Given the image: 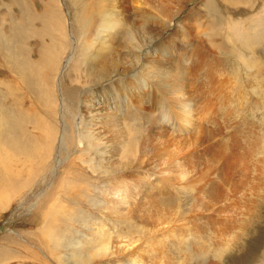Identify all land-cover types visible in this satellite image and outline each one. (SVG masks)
<instances>
[{
    "label": "rangeland",
    "instance_id": "1",
    "mask_svg": "<svg viewBox=\"0 0 264 264\" xmlns=\"http://www.w3.org/2000/svg\"><path fill=\"white\" fill-rule=\"evenodd\" d=\"M0 105V264H264V0H0Z\"/></svg>",
    "mask_w": 264,
    "mask_h": 264
},
{
    "label": "bare ground",
    "instance_id": "2",
    "mask_svg": "<svg viewBox=\"0 0 264 264\" xmlns=\"http://www.w3.org/2000/svg\"><path fill=\"white\" fill-rule=\"evenodd\" d=\"M110 18H112V17H110ZM115 20H116V18H115ZM107 21H109L108 19H107ZM111 23V22H110ZM63 25V24H62ZM52 26V25H51ZM16 27V26H15ZM53 29V28H52ZM51 29V30H52ZM62 29V28H61ZM53 31V30H52ZM135 32H133V34H134ZM132 34V33H131ZM134 36V35H133ZM67 39V38H66ZM132 39V38H131ZM138 39V38H137ZM150 39V40H149ZM148 40H147V42L144 44V45H142V46H139V50H142L143 48H147V46H149V44L151 43V42H153L154 41V37H150ZM150 41V42H149ZM141 42H142V40L140 41V43L139 44H141ZM140 47H143V48H140ZM57 48V47H56ZM61 49V48H60ZM58 51H60V50H58ZM10 53H11V55H12V58L15 60V53L14 52H12V51H10ZM50 53V52H49ZM60 53V52H59ZM62 53V52H61ZM57 55V54H56ZM58 56V55H57ZM22 56H20V58H21ZM45 55H44V57L42 58V61H44L45 62ZM59 57V56H58ZM48 58V57H47ZM56 58V57H55ZM145 65L146 66H150V68L153 66V63H152V61H150L149 62V58H147L146 56H145ZM41 61V62H42ZM47 61H49V60H47L46 59V62ZM51 65L53 66V61H55V59H51ZM61 61H62V59H61ZM71 61H72V59L70 60L69 59V63H71ZM15 62V61H14ZM58 62H59V60H58ZM44 64V63H43ZM48 64V63H47ZM17 65V64H16ZM45 68H47L48 69V67L44 64L43 65ZM49 66V65H48ZM50 67V66H49ZM51 68V67H50ZM147 69V68H146ZM49 70V69H48ZM31 71H33V69L31 68ZM147 71H150V73L151 72H154V71H152V70H150V69H147ZM146 70H145V72H147ZM145 72H144V74H145ZM148 73V72H147ZM145 74L144 76H145V78H146V80H148L156 89H158L160 92H162L163 93V96L167 99V101L169 102V106H170V110H172L171 112L173 113V112H175L176 113V115H179L180 114V112H176L177 110H178V108L176 107L177 106V104L179 103V101H180V99H181V96H176L174 99H168L167 98V95L170 93V89H168L169 91L168 92H164V89H162V88H160V86H157L158 85V81L157 82H154V81H156L157 80V78H155V76L153 77L152 76V78H150V76H149V74ZM158 73V72H157ZM156 73V70H155V72H154V74H157ZM160 77V76H159ZM209 77V76H208ZM160 79V78H159ZM211 79V78H210ZM160 81V80H159ZM165 84V83H164ZM168 84V83H167ZM167 84H165V85H167ZM162 87V86H161ZM166 87H168V86H166ZM166 89V88H165ZM167 91V90H166ZM173 92H175V89H173V91H172V93ZM119 97V96H118ZM117 99V98H116ZM113 100V99H112ZM116 102H117V100H116ZM168 102H166L167 104H168ZM4 108L0 105V113L2 112V119H0V134L1 135H3V134H5L4 135V137L5 136H7L8 134H9V132H10V134H11V138H12V140L13 141H15V140H17V137H16V134L15 133H17L16 131H15V125H16V123H19V122H17L16 121V119H15V117L12 115H6L5 114V109L3 110ZM7 112V111H6ZM104 112V111H103ZM100 114V113H99ZM103 115V114H102ZM177 117H179V116H177ZM165 122H168V121H165ZM165 122H163L162 123V126L163 127H165L166 129H168L169 131H178V132H181V130H180V128L179 127H177V126H170V127H168L167 128V123H165ZM189 121H187V120H185L183 117H181L180 118V123H182V124H187ZM44 125H46V124H44ZM45 127V126H44ZM115 127H116V125H115ZM45 129H46V127H45ZM44 129V130H45ZM49 129L47 128V130H45L46 132H45V136H42V139L43 138H45V139H48V134H47V131H48ZM13 132V133H12ZM20 132V131H19ZM170 133V132H169ZM18 134V133H17ZM43 134H44V131H43ZM126 135H127V133H126ZM18 136V135H17ZM132 136V135H131ZM18 137H20V135L18 136ZM134 138V137H133ZM131 139H132V137H131ZM17 142V141H16ZM15 142V143H16ZM16 147V146H15ZM23 147H25V146H23ZM17 148V147H16ZM22 148V147H21ZM21 148H18L19 150L21 149ZM20 152H22V151H20ZM215 153V152H214ZM219 155V157H218V159L219 160H221V161H223L222 163H224V167H223V171L222 172H225L227 175L229 174V171H230V168H229V163H228V161L226 160V158H225V156L224 155H220V154H218ZM216 157V156H215ZM226 165H228L226 168H225V166ZM159 171V170H158ZM163 171H165V170H163ZM121 173V172H120ZM157 173V172H156ZM125 174V172L124 173H122L121 174V176H123ZM162 175H164L162 178H161V180L162 181H165V180H170V182L172 181V179H175V176L174 175H172L171 173H167L166 171L165 172H162ZM160 178V177H159ZM139 180V179H138ZM117 181V180H116ZM118 181H119V179H118ZM117 181V182H118ZM173 181H175V180H173ZM142 187H147V188H142ZM139 188H141V189H139ZM154 189V184L150 181V180H148V179H145V180H143L142 182H137V180L136 179H134L133 181H131V180H129L128 178H123V179H121L118 183H115L113 186H112V188H111V190L108 192V194H107V197H108V204H109V209H110V211L111 212H117V210H116V208H117V205H119L118 206V213L117 214H121V215H123V217L125 216V217H129L132 213H134V212H137V211H140V206H138V208L136 207V209H134V205H137V204H140L141 205V202H142V198L144 197V196H146V195H149L150 194V190L151 189ZM159 188V187H158ZM157 190V189H156ZM160 192V191H159ZM165 192V191H164ZM162 193V192H161ZM161 196V195H160ZM147 198H150V196H147ZM152 199V198H151ZM152 201H156L155 199H152ZM161 202V201H160ZM148 203V202H147ZM107 208V207H106ZM134 211V212H133ZM132 216V215H131ZM135 217H138V215H134ZM129 219V218H128ZM129 221H130V219H129ZM143 221V220H142ZM151 221H154V219H152ZM151 221H150V223H151ZM153 223H156V222H153ZM158 224V223H157ZM148 225H150V224H148ZM159 225V224H158ZM152 226V225H151ZM160 226V225H159ZM199 226V225H198ZM221 226H222V224H221ZM158 227V226H157ZM201 227V226H200ZM200 227H198V228H200ZM153 229V228H152ZM155 229V228H154ZM196 229V227H194V231H197V230H195ZM201 230V229H200ZM199 231V230H198ZM202 231H203V229H202ZM202 231L200 232V233H202ZM150 232V231H149ZM152 232V231H151ZM204 232V231H203ZM206 233H208V232H206ZM196 234V233H195ZM196 235H199V234H196ZM181 237V236H180ZM164 240V239H163ZM138 241V240H137ZM91 242V241H90ZM89 242V243H90ZM87 244H88V242H86ZM92 243V242H91ZM121 245H120V249L121 248H124L123 249V251H122V253H123V256L125 257V259H124V263L125 264H138L139 263V261H137L135 258H134V254L133 253H131V251L132 250H134V249H136L137 247H136V241L134 240H132V239H127V238H125V237H123L122 238V240H121ZM158 243V242H157ZM79 244V245H78ZM77 245H76V248H78L79 246H82L83 244H81V243H78ZM155 244V243H154ZM158 245V244H157ZM160 246H161V243L159 244ZM135 246V247H134ZM142 246V248L138 251V252H147L148 253V251H149V253H151L152 251L150 250V245L147 243L146 245L143 243V245H141ZM89 247V246H88ZM85 248V247H84ZM152 248V247H151ZM81 249H82V247H81ZM91 249V248H90ZM89 249V250H90ZM92 251V250H91ZM109 247L108 246H104L103 248H101V249H98V250H96L95 252H94V254H90L89 253V255H88V258H90L91 260H94V258H95V256L96 257H100L102 254L104 255V256H107L108 254H109ZM120 251V252H121ZM154 252V251H153ZM132 254H133V257H132ZM137 254V253H136ZM139 254V253H138ZM140 254H142V253H140ZM75 262L77 263V264H79L80 262L82 263V262H85L84 261V259L82 260L81 258H82V256H85V255H83L82 253H75ZM80 255H81V257H80ZM74 256V255H73ZM158 256V255H157ZM139 257V256H138ZM158 257H160V256H158ZM119 258H117V260H118ZM165 260V259H164ZM124 263H121V264H124ZM117 264H119V260H118V262H117ZM203 264V263H202Z\"/></svg>",
    "mask_w": 264,
    "mask_h": 264
}]
</instances>
